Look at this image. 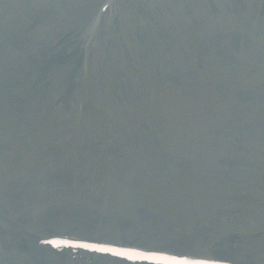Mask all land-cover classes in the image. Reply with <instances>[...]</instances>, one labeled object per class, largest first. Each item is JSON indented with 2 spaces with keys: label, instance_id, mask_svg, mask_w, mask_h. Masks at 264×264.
<instances>
[{
  "label": "rangeland",
  "instance_id": "rangeland-1",
  "mask_svg": "<svg viewBox=\"0 0 264 264\" xmlns=\"http://www.w3.org/2000/svg\"><path fill=\"white\" fill-rule=\"evenodd\" d=\"M51 234L264 264V0H0V264Z\"/></svg>",
  "mask_w": 264,
  "mask_h": 264
},
{
  "label": "snow or ice",
  "instance_id": "snow-or-ice-1",
  "mask_svg": "<svg viewBox=\"0 0 264 264\" xmlns=\"http://www.w3.org/2000/svg\"><path fill=\"white\" fill-rule=\"evenodd\" d=\"M174 264H214V262L205 261V260L181 259V260H175Z\"/></svg>",
  "mask_w": 264,
  "mask_h": 264
},
{
  "label": "bare ground",
  "instance_id": "bare-ground-1",
  "mask_svg": "<svg viewBox=\"0 0 264 264\" xmlns=\"http://www.w3.org/2000/svg\"><path fill=\"white\" fill-rule=\"evenodd\" d=\"M77 224H80V223H77Z\"/></svg>",
  "mask_w": 264,
  "mask_h": 264
}]
</instances>
